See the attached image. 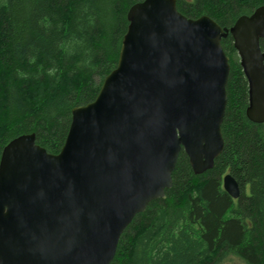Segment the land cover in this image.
I'll return each instance as SVG.
<instances>
[{"label":"water","instance_id":"obj_1","mask_svg":"<svg viewBox=\"0 0 264 264\" xmlns=\"http://www.w3.org/2000/svg\"><path fill=\"white\" fill-rule=\"evenodd\" d=\"M128 21L117 67L73 109L61 151L35 134L4 147L0 264H111L134 218L166 199L182 151L195 174L213 169L226 146L229 35L249 85L247 117L264 123V6L223 28L184 16L177 0H144ZM222 181L239 199L238 180Z\"/></svg>","mask_w":264,"mask_h":264},{"label":"trees","instance_id":"obj_2","mask_svg":"<svg viewBox=\"0 0 264 264\" xmlns=\"http://www.w3.org/2000/svg\"><path fill=\"white\" fill-rule=\"evenodd\" d=\"M142 1L0 0V160L24 134L49 153L61 151L73 109L94 101L117 67L128 12ZM261 6L264 0H177L184 16H208L223 28ZM222 45L231 65L224 152L197 175L182 151L166 199L134 218L111 264H264V123L247 117L249 85L232 36ZM227 173L240 183L239 199L224 190Z\"/></svg>","mask_w":264,"mask_h":264},{"label":"rangeland","instance_id":"obj_3","mask_svg":"<svg viewBox=\"0 0 264 264\" xmlns=\"http://www.w3.org/2000/svg\"><path fill=\"white\" fill-rule=\"evenodd\" d=\"M239 59H240V57H239ZM223 264H243V263H241L238 259L232 258V259L227 260Z\"/></svg>","mask_w":264,"mask_h":264}]
</instances>
